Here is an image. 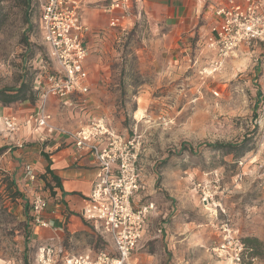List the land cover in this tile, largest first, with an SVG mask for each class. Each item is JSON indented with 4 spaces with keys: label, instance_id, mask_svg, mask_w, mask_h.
I'll use <instances>...</instances> for the list:
<instances>
[{
    "label": "rangeland",
    "instance_id": "1",
    "mask_svg": "<svg viewBox=\"0 0 264 264\" xmlns=\"http://www.w3.org/2000/svg\"><path fill=\"white\" fill-rule=\"evenodd\" d=\"M30 7L32 10L21 0H0V89L17 88L24 80L33 88L37 78L44 82L46 73L56 68L42 41L39 7L33 0ZM138 23L136 30L130 22L122 33L116 28L121 37L110 47L114 56L105 60L113 72H122L119 80L114 76L112 82L124 85L120 91L109 92L107 124L116 133L142 136L143 160L151 177L143 172L144 181H149L146 193L159 197L161 208L171 214L170 219L160 217L152 223L154 229L164 227L165 236L162 230L161 237L142 242L134 257L137 264L170 263L175 256L166 247L168 238L178 243L180 228L186 225L201 232L208 248L204 253L212 257L210 247L218 239L217 225L225 217L218 207H202L201 189L211 192L233 225L234 219H239L236 226L241 238H246L243 214H247V206L259 207L263 202L258 198L264 191L262 179L251 166L264 158V124L259 123L258 100L264 54L237 52L212 71L216 58L203 50L184 70L158 75L147 55L136 53L151 43L145 20ZM241 143L242 156L212 147ZM14 190L9 177L0 171V264H37L35 256L41 245L32 242L30 224L18 216L30 211L28 206L19 210L12 197ZM28 220L30 223L31 218ZM88 234L73 240L65 236L60 243L63 255L111 250L93 229ZM258 249L260 254L253 260H264V243Z\"/></svg>",
    "mask_w": 264,
    "mask_h": 264
},
{
    "label": "built area",
    "instance_id": "2",
    "mask_svg": "<svg viewBox=\"0 0 264 264\" xmlns=\"http://www.w3.org/2000/svg\"><path fill=\"white\" fill-rule=\"evenodd\" d=\"M39 7V30L48 49V58L56 65L54 72L46 73L45 81L39 78L37 107L28 121L36 129H45L48 134L55 130L47 110L50 97L66 100L75 93L85 97L89 93L88 74L84 61L88 49L84 39L89 28L83 22V13L91 7H99L110 15L109 26L124 32L125 22L138 18L136 4L141 0H33ZM218 23L211 26L205 36V47L216 61L212 71L239 52L264 42V1L218 0L214 9ZM261 116L264 124V96L260 99ZM3 130L14 135L20 128L15 116L1 118ZM66 135L77 153H86L95 162L97 175L89 194L83 199L80 212L82 221L104 241L110 251H97L66 256L61 248L41 245L35 256L37 264H137L134 252L142 243L150 222L157 217V204L146 194L142 159L144 146L142 136L133 133L126 136L114 132L102 118H93L74 131L58 130ZM23 179L28 186L37 181L31 165L23 168ZM198 189H200L198 187ZM200 202L204 209L219 208L225 217L217 225V241L211 245L212 257L218 261L241 264L245 247L239 230L228 219L224 210L215 203L213 195L201 189ZM216 205V206H215ZM31 226L47 228L42 215L48 202L41 193H34L29 200ZM216 211L214 210L215 214ZM158 228L156 235L161 234ZM253 261V259H251Z\"/></svg>",
    "mask_w": 264,
    "mask_h": 264
},
{
    "label": "crops",
    "instance_id": "3",
    "mask_svg": "<svg viewBox=\"0 0 264 264\" xmlns=\"http://www.w3.org/2000/svg\"><path fill=\"white\" fill-rule=\"evenodd\" d=\"M103 1L106 0H100V5ZM217 1L141 0L135 5L137 10L133 12H138L139 15L137 20L130 23L136 27V24H139L138 21L145 20L151 40L148 47L140 51L138 49L136 53L147 55L154 74L165 75L182 71L192 58H197L198 52L207 50L205 36L210 27L218 23L214 16ZM109 19L110 15L103 13L99 7L88 8L83 13V22L89 28L84 39L88 49L84 68L88 74L89 93L85 97L75 93L63 101L55 97L48 99L47 110L51 115V125L57 131L48 134L45 129H36L28 121L37 107V97L35 102H15L6 106L0 104V149L5 148L0 155V171L9 177L10 183H13L12 188H16L14 191H18L21 195L14 201L17 202L19 210L22 206L29 207V200L34 193H41L48 202V208L42 215V218L49 223L47 228L31 226L28 222V218H31L30 207L29 214L23 211V214L18 215L27 219V225L30 224L31 238L35 245H54L61 248L60 243L65 236H68L70 240L80 235L85 238V235L88 236L93 229L82 221L80 212L83 199L89 194L97 175L95 162L90 155L83 152L77 153L72 141L58 130L74 131L93 118H102L108 122L106 103L109 92L124 88L120 81L112 82L114 76H118L116 78L119 80L121 70L113 72L105 61L106 58L114 56L110 47L122 33L120 31L121 33L117 34L116 28L109 26ZM126 23L123 24L124 27ZM250 51L264 54V42L250 48H242L238 53L250 54L248 53ZM141 57H139L140 60ZM258 83L261 93L258 98L260 102L261 97L264 96V75ZM37 86L38 84L34 83L33 90ZM129 87L127 86L126 89ZM34 92L37 95V91L34 90ZM10 115L15 116L21 124L14 135L4 132L1 121V118ZM28 164L37 175V181L33 186H28L23 179V168ZM256 165L251 166V169L259 172L258 177L262 179L260 185L264 189V175L261 174L262 171L264 172V158L259 159ZM146 166L147 169H144ZM142 168L151 179L148 164L144 163L143 159ZM146 182L149 185L148 179ZM146 194L151 195L150 199L157 204V217L153 220L160 217L165 219L166 216L170 219L171 211H164L161 208L159 197L152 195L150 191ZM258 198L263 201L262 205L259 207L248 205L247 214H243L246 218L244 233L246 237L255 238L259 244H263L264 191ZM212 219L214 221V218ZM153 220L143 236V243L161 237L160 234L156 235L157 228L154 229L152 226ZM234 220L236 222L234 226L237 228L239 219ZM161 229L163 230L164 227ZM179 233L178 243H172L168 238L169 244L166 247L175 258L167 264H230L223 261L217 262L204 253L208 248H206V239L202 238L200 231L186 225L180 228ZM164 234L163 230L162 237L165 236ZM250 264H264V260L259 258L251 261Z\"/></svg>",
    "mask_w": 264,
    "mask_h": 264
},
{
    "label": "trees",
    "instance_id": "4",
    "mask_svg": "<svg viewBox=\"0 0 264 264\" xmlns=\"http://www.w3.org/2000/svg\"><path fill=\"white\" fill-rule=\"evenodd\" d=\"M22 5L25 7H29L30 10L32 8L30 7V4L32 0H21ZM36 92H34L33 88L31 87L30 82L28 83L26 80L22 81V83L17 88H3L0 89V104L6 106L10 105L15 102H24V101H30L35 102L36 100ZM212 147L217 149H226V153H233L236 152L237 155L242 156L243 149H240L242 147V143L239 146H234L230 144L226 145H213ZM5 151V148L0 149V155ZM48 173L49 170H47ZM55 180V178H54ZM13 183H10L12 186ZM13 199L21 197V195L14 191V194H12ZM242 243L245 247V251L243 253V259L241 264H250L251 259L257 257L260 252L258 249V246H261L262 244H259V242L255 238H242Z\"/></svg>",
    "mask_w": 264,
    "mask_h": 264
},
{
    "label": "bare ground",
    "instance_id": "5",
    "mask_svg": "<svg viewBox=\"0 0 264 264\" xmlns=\"http://www.w3.org/2000/svg\"><path fill=\"white\" fill-rule=\"evenodd\" d=\"M230 264H232L230 261H228Z\"/></svg>",
    "mask_w": 264,
    "mask_h": 264
}]
</instances>
